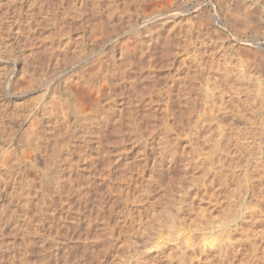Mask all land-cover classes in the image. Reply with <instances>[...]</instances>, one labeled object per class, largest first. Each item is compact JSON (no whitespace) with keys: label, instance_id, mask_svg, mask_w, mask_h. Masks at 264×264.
Returning <instances> with one entry per match:
<instances>
[{"label":"rangeland","instance_id":"374dc122","mask_svg":"<svg viewBox=\"0 0 264 264\" xmlns=\"http://www.w3.org/2000/svg\"><path fill=\"white\" fill-rule=\"evenodd\" d=\"M0 264H264V0H0Z\"/></svg>","mask_w":264,"mask_h":264},{"label":"bare ground","instance_id":"6f19581e","mask_svg":"<svg viewBox=\"0 0 264 264\" xmlns=\"http://www.w3.org/2000/svg\"><path fill=\"white\" fill-rule=\"evenodd\" d=\"M247 21V20H246ZM165 38V37H164ZM150 41V40H149ZM128 48V47H127ZM80 78H81V76H80ZM79 77H78V80L75 82V86L76 87H78V86H81V83H83V82H81V79H80ZM80 79V80H79ZM100 115V114H99ZM54 123V122H53ZM56 127L57 126H59V127H65L66 128V126H69V121L68 120H65V119H60V120H57L56 119ZM58 128V127H57ZM173 155V154H172ZM59 184V183H58ZM250 188H251V186H250ZM252 192H253V190H252ZM255 192V191H254ZM248 193V192H247ZM254 211H257V209L256 208H254ZM235 250V249H234Z\"/></svg>","mask_w":264,"mask_h":264}]
</instances>
